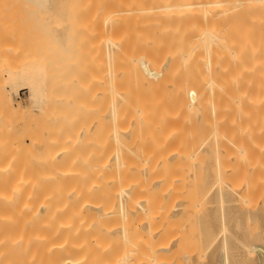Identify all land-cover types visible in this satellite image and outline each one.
Instances as JSON below:
<instances>
[{"label": "bare ground", "instance_id": "bare-ground-1", "mask_svg": "<svg viewBox=\"0 0 264 264\" xmlns=\"http://www.w3.org/2000/svg\"><path fill=\"white\" fill-rule=\"evenodd\" d=\"M20 2L23 7H16L17 0H0V15L5 17L3 21L10 20V28L12 18L7 20L6 15L15 8L19 15L21 8L27 10L32 4L38 7L39 14L45 8H59L54 11L56 17L46 9L51 16L44 13L48 19H39L41 30L49 18L52 17L47 25L55 18L53 27L63 19L61 10L71 18V23L62 20L67 23L65 26L59 21L61 27L70 25L74 30L76 26L77 30L86 26L83 34L79 30V34L75 33L80 39L90 33L86 38L91 42L80 41H88L91 46L86 42L87 47H77V43L71 47L75 43L67 41V36L77 39L75 42L79 37L68 28V50L60 45L58 33L52 35L54 39L49 35L51 40L43 38L42 44L46 39L51 43L56 39L54 46L59 43L56 46L66 51L60 50L65 58L70 51L71 57L75 58L77 52L88 58L86 52L89 54L91 47L89 58L94 63L90 60L93 66L89 63L86 71L94 75L100 65L101 74L94 75H98L95 79L89 76L93 79L90 84L99 85L89 84L93 89L90 93L84 81L86 85L80 86L84 89L80 91H87L83 94L90 98L96 94L86 103L96 101L92 104L104 108H92L97 114L94 116L90 112L94 106H87L91 124L85 123L88 132L84 134L82 130L83 135L80 132L81 137L78 136L86 141L91 136L86 148L85 140L84 144L79 141L78 134L71 137L80 127L76 131L72 127L73 132L67 127L72 126L73 119L77 123L81 118L79 99L75 106L78 118L64 125L67 130L63 133L54 129L60 132L59 140L53 138L56 125L50 123L62 118L57 116L64 105L60 110L55 106L49 110L52 105H45L51 117L45 112L41 116L46 120H42L43 110L39 109L36 117L44 122L35 120L40 124L32 121L25 125L28 119H22L31 112L22 103L14 104L3 82L5 72L22 69L21 56L26 51L23 54L21 45L16 46L18 37L14 34L22 36L23 28L13 33L16 27L9 30L8 22H4L7 27L0 22L1 32L4 27L12 31H6L8 35L0 32V264H264V0ZM55 12L61 19H56ZM3 34L10 35L7 41H3ZM26 40L23 41L27 44L32 41ZM49 41L45 44L49 45ZM36 43L35 46L39 41ZM70 43L73 44L69 46ZM51 45L48 48L52 51L55 48ZM77 48L87 49L79 53ZM51 51H47L51 67L46 63L53 73L61 65H54ZM17 56L18 64L14 60ZM81 56L76 59L77 64L73 59L75 66L64 59L62 63L71 69L62 65L58 70L61 74L65 71L63 75L55 71L60 80L71 73L74 80L63 79L68 83L59 84L53 73L55 85L63 87L58 91L66 90L62 92L65 95H71L72 87L77 92V65H87L81 63ZM61 59L57 58L58 63ZM52 64L57 67L52 68ZM82 68L78 71L80 81L81 77L86 80ZM45 83L46 87L49 81ZM54 83L48 84L50 90L44 87L45 93L60 87ZM48 93L45 100L48 102L50 97L52 102V94ZM56 95L53 97L58 99ZM85 98L88 101L89 97ZM100 98L103 102L97 103ZM74 105L69 113L64 111L69 115L71 107L75 111ZM62 113L61 116L66 115ZM50 118L52 122L47 120ZM58 124L56 127L65 129ZM60 134L64 135L63 140ZM75 143L83 145V149ZM74 149L88 153L76 150L72 155ZM192 224L197 232L192 230Z\"/></svg>", "mask_w": 264, "mask_h": 264}, {"label": "rangeland", "instance_id": "rangeland-1", "mask_svg": "<svg viewBox=\"0 0 264 264\" xmlns=\"http://www.w3.org/2000/svg\"><path fill=\"white\" fill-rule=\"evenodd\" d=\"M20 1L22 2V0H20ZM59 1H64V0H59ZM21 2H20V3H21ZM23 2H24V1H23ZM23 2H22V3H23ZM15 3H16V2H14V5H15ZM17 4H18V5H16V7H19V6H22V7H23L22 4H21V5L19 4V0H17ZM30 4H32V3L30 2ZM32 6L34 7L33 4H32ZM32 6H31V7H32ZM33 7H32V8L28 7L29 9H27V10H26V9H22V8L20 7V8H21L20 13L22 12L23 14L21 13V14H19V15H16V8H15L14 10L12 9V12L9 14V16H8V14L6 15V19H7V20L10 18V16H11V18H12V19L10 18V19L12 20V22H13V27H11V28L14 29V28L16 27L14 30H12L13 33H15V30H16L17 28H18L17 30L19 31V30H20L19 27H21V26H22L21 28L24 29V32H23V29H22V32H21V30H20V33H21L22 36H19V33L17 32V30H16V32H17L18 34L15 33L14 35H17V37H18V40H16L18 43L15 42V43H16V46L18 47L19 45H21V46H20V47H21L20 49L23 50V54H24V51H26V53H25L24 55L27 56V57H25V56H23V55H22V56L19 55V56L23 57V58L21 59V61H20V57H19V56H17V57H19V58H16V57L14 58L16 64H18V59H19L20 64H21L20 66H21L22 69L19 70V71H17V72H15V73H10V74H9V72H5V73H4V77H3L4 88H5V90H6L7 93H10V94H11V96H12V100H13V102H14L15 105H18V104H21V103H22V104H24V105L27 107V109L31 112V115H30V114H27V116H26L27 118L22 119V120H24V121H25L26 119H28V122L25 121V122H26L25 125H28V123H29V124H30V123L32 124V123H33L32 121H34V124H36V123H38V122L41 123V121L45 119L44 117H42V116H44V115H42V114H44V113L46 112V111H45L46 106L49 108V107L52 105L53 109H49V110H54V109H55L54 106L56 107V110H58V107L64 105V106H65V109H64V106H63V108H62L63 110H62V111H63V113L66 114V115H65V116H61V112H62V111H61V112L59 113V116H57V117H62V118H61V119H60V118H59V119H58V118H57V119H54V121H57V120H58V122H55V123H57V124L59 123L60 125H63V127H64V125H65V127H66L69 123H72V118H78V117H81L82 120L85 119V122L83 123L82 120H80V119H81V118H80V119H79V120H80V123H79V124H78V121H79V120H78L77 123H76V122H75L76 120L73 119V124H72V126L70 127V124L67 126L68 129H69L70 131L72 130V132H73L72 127L75 128V129H74L75 131H76V128L80 127L81 130H80V129H77L78 133H75V132H74L75 134H71V137H72V138H76V136L73 137V135H77V134H78L77 137H78V136L81 137V135H79V133H80L82 130H83V133H84V131H85V132H88V130L86 131V129H87L86 126H88V125L91 124V121H89V120L92 119V118H88V117H92V115H94V109H92V108L97 107L96 110H98V108H99L98 105H95V104H96V101H95V102H92V103H95L94 105H93L92 103H89V104H90V107H91V104L94 106V107H91V109H90V112H91V110L93 111V112H92V115L90 114V115H91V116H90L89 113L86 112V111H88V108H89V104L86 103V102H90V101H91L90 99L93 98L94 93H93L92 97L90 98V96H85V95L87 94V91H82V93H81V91H80L82 85H84V84L86 85V83H85L84 81L87 82L86 87L90 89V88L94 85V84H93V85L90 84V80H91V82H92V80L95 79V77L98 76V75H97V76H94V75L98 74V72L101 71V70H100L101 68H99L100 65H99V67L97 68V65H96V64L98 63L97 61H96L97 63L95 64L96 67H94V68H95V69L97 68V70H99V71H98L97 73L94 74V73H93L94 71H92V69H91V74H92V73L94 74V75H91V76H93V79H90L91 76L88 75L90 72H87V71H86V68H89V65H88V64L90 63V65H91L92 62L94 63L93 58H89V57H90V53H92V52H91L92 49H91V47H90V46H91V43H89L88 41H85L86 39L89 38V37H88V38H86V37H87L88 35L90 36V33H89V34L85 33L84 35H87V36H84V38H81V39H80V35H78V34H79V32H81V31L83 30V28L86 27V26H84L82 29L79 28V29H77V30H75V29H76V26H75V29L73 30V27H71V28H72V29H71V28H70V25H66V28H64L65 24H67V23L69 22L68 19H69V17H70V16L68 17L67 14H65V15L62 14V13L64 12V10H61V11H60V13L62 12L61 15L67 17V18H65V17L63 18V16H62V18H63L64 20L61 19V17L58 15L59 13L55 12V13H57L56 15L59 16V17L57 16L56 19L59 18V19H61V20H59V21H62V20L65 21V20H66L65 22H67V23H65V22L62 21V24L64 25L63 27H61L62 25H61V23H60L59 21H58L59 23H58V22H57V24L55 23V24H56L55 26H57V27L59 26V27H58V28H59V31L56 32V30H57L58 28H54L55 26L53 27V25H54L53 22H54V19H55V18L52 20L53 22H52V21L50 22V24H49L50 26L47 25V24L49 23V21L51 20L52 17H56L55 14H54V11H58L59 8L56 9V10H50L54 15L49 11V8H45V9H43V10H45V11H46V9H48V11H49L53 16H52L51 18H49L48 21H45V22H48V23H46V26L42 25L43 28H42V30H41V24H42V22H40V21H42V20H46V19H48V17H49V16H47V18H46V15H45V17H44L43 14H44V13H47V14H48L49 12H48V11H46V12L44 11V12H43L41 9H39V10L42 11V12L40 11V13H43V14H39L38 7H36V6L34 7V8L37 10L38 13L35 11V9H33ZM24 8H25V7H24ZM17 9H18V8H17ZM60 9H61V8H60ZM63 9H64V8H63ZM24 10H25V12H24ZM33 10H34V11H33ZM7 11H8V10H7ZM13 11H15V12L13 13ZM26 11H27V12H26ZM9 12H10V11H9ZM17 12H19V9L17 10ZM28 12H31L32 15L29 13V14L31 15V16H30V15L28 14ZM35 12H36L37 15L34 14ZM24 13H26L27 15L24 14ZM50 13H49L48 15H50ZM4 14H5V13H4ZM12 14H13V15H12ZM14 14H15V15H14ZM40 15H41V16H40ZM1 16H3V15H0V22H2V23L4 24V22L6 21V20L3 21V20L5 19V17H4V19H2ZM13 16H15V18H17V19L13 18ZM50 16H51V15H50ZM7 17H8V18H7ZM34 17H35V18H34ZM41 17L46 18V19H43V18L41 19ZM21 18H22V19H21ZM24 18H25L26 20H25ZM13 19H15L16 21H14ZM23 19H24V20H23ZM29 19H30V20H29ZM39 19H41V20L39 21ZM70 19H71V18H70ZM70 19H69V20H70ZM32 20H34V22H33ZM21 21H22V22H21ZM7 22H8V23H7ZM16 22H17V23L19 22V24H17ZM35 22H36V23H35ZM43 22H44V21H43ZM55 22H56V20H55ZM2 23H1V24H2ZM5 23H7V25L9 26V24H10L11 22H10V20H9V21H6ZM14 23H15V24H14ZM37 23H38V24H37ZM51 23H52V25H51ZM64 23H65V24H64ZM69 23H71V22H69ZM3 24H2V25H3ZM23 24H24V25H23ZM43 24H44V23H43ZM58 24H60V25H58ZM72 24L74 25V23H72ZM72 24H71V26H73ZM4 25H5V24H4ZM7 25H5V26L7 27ZM14 25H17V26H14ZM19 25H20V26H19ZM10 26H12V24H11ZM10 26L8 27L9 30L11 29ZM25 26H26V27H25ZM77 26H78V25H77ZM1 27H3V26H0V30L2 31V28H1ZM6 27H4V28L6 29ZM27 27L30 28L31 31H30V29H28ZM50 27H51V28H50ZM52 27H53L54 29H52ZM78 27H79V26H78ZM175 27H178V26L176 25ZM175 27H174V28H175ZM4 28H3V29H4ZM60 28H62V31L60 30ZM67 28H68V30H69L70 33L73 31V33H74L75 35H77V36H75V37H79V38H78V40H79L78 42H75V40H77V39L74 38L73 33H72L71 35L73 36L72 38H74L75 40H74V39H71V36H70V34L68 33ZM5 29H4L3 32H1V31H0V32H1V33H4V32L6 33V31H8L9 33H10V32L12 33V31H9L8 29L5 30ZM27 29H28L29 32L26 31ZM37 29H38V30H37ZM51 29H52V30H51ZM63 29H64L67 33L64 34V30H63ZM80 29H81V30H80ZM87 29H89V28H87ZM39 30H41V32H40ZM43 30H44V31H43ZM70 30H71V31H70ZM78 30H79V32H78ZM176 30H177V29L175 28L174 31H176ZM25 31H26L27 33H26ZM60 31H61V33H60ZM85 31H86V30H85ZM88 31H89V30H88ZM52 32H53V33H52ZM62 32H63V37L65 36V37H64L65 39H63V37H62V38L60 37V36L62 35ZM75 32H76V33L78 32V34H76ZM86 32H87V31H86ZM179 32H182V31L180 30ZM54 33H56V34L58 33L59 35L61 34L60 36L58 35L59 37H57V39L60 38V41H59V40H57V41L60 42V45H61V46L64 44V45L66 46V49H67V50H68L67 45H68V43L70 42V40H71V41H74L73 43H75V44L72 45L71 47L76 46V43L78 44L77 47H78V46H79V47L81 46V48H82V46H84V44H86L84 47H87V45L90 44V46H88V48L90 47V49H88V50H91V51H90L89 54H87L88 51L86 52V57H87V55H89L88 58H85V57H84L85 53H84V55H83V57H84V58H83V57L81 56L83 53L80 55V54H78L76 51H75V52H76L75 55H77V56H75V58H74V56L71 57V56H72V52H71V51H70L69 53L67 52V53L70 55V56H69V55L67 54L69 57H68L66 54H65V55L67 56V58L62 57V55H61V53H60L61 48L58 47V48H59V49H58L57 46H56L57 44L59 45V43L56 42L57 44L54 46V44H55L54 42H55L56 39L53 40V41H54L53 43H51V42L49 41V40H51L50 38L52 37V35L57 36V35L54 34ZM177 33H178V30H177ZM6 34L8 35V33H6ZM6 34H3V38L5 37L4 35H6ZM24 34H25L26 37L24 36ZM39 34H40L42 37H41ZM66 34H69V35L67 36V39H69V40H67V41H69V42H66ZM81 34H83V33L81 32ZM7 35H6V36H7ZM11 35H12V34H11ZM35 35H36V36H35ZM38 35L41 37V39H43V38H44V39H45V38H48V39H49V40H48V39H46V40H47V42L49 41V43H50L49 45L52 44L51 46L55 48V49L52 50L53 52L50 50V49H52V48L49 49V48H48L49 45H48V44H45V43H47L46 41H45L44 44H42L43 41H44V39L41 40V39L39 38ZM48 35L50 36V38L48 37ZM169 35H171V34H169ZM0 36H2V35L0 34ZM9 36H10V35H9ZM9 36H8V37H9ZM23 36H24V37H23ZM27 36L30 37L29 40H32V39H33L32 37L34 36V37H35L34 39H36V40H35V43L39 41L38 45L35 46V43H34V41H33L34 39H33L32 41H30V42L33 43V44L29 43V40L27 39ZM45 36H46V37H45ZM69 36H70V38H69ZM173 36H174V35H173ZM173 36H172V38H173ZM8 37H5V38H6V39L4 38L5 40H3V38H2V40H3V41H7V38H8ZM19 37H20V38H19ZM81 37H82V35H81ZM52 38H53V37H52ZM172 38H171V40H172ZM176 38H177V37H176ZM26 39L28 40V43H29V44H27V42H24ZM53 39H54V38H53ZM82 39H85V40H83L85 43H84L83 41H80V40H82ZM89 39H90V38H89ZM89 39H88V40H89ZM169 39H170V38H169ZM2 40H1V41H2ZM20 40H21V42H22L24 45L26 44L25 47L22 46V45H23L22 43L19 44V41H20ZM23 40H24V41H23ZM27 40H26V41H27ZM40 40H41V42H40ZM61 40H62L63 42H61ZM90 40H91V39H90ZM90 40H89V41H90ZM173 40H174V39H173ZM64 41H65V42H64ZM175 41H176V39H175ZM177 41H178L179 44L182 43L181 40L179 41V39H177ZM80 42H83V44H82V43L80 44ZM86 42H87L88 44H87ZM90 42H91V41H90ZM173 42H174V41H173ZM173 42H172V44H173ZM5 43H6V42H5ZM40 43H41V44H40ZM66 43H67V45H66ZM73 43H70L69 46H70L71 44H73ZM17 44H18V45H17ZM36 44H37V43H36ZM39 44H40V45H39ZM79 44H80V45H79ZM175 44H176V42H175ZM2 45H4V44L2 43ZM44 45H45V47H47L49 50H44V49H46V48L44 47ZM64 45H63V46H64ZM29 46H31L32 48L29 47ZM33 46H35V47H33ZM65 46H64V47H65ZM176 46H179V45L176 44ZM180 46H181V45H180ZM27 47L29 48L28 50H26ZM37 47H38V48H37ZM39 47H40V48H39ZM41 47H42V49H43V48H44V49L42 50ZM64 47H63V48H64ZM71 47H70L69 50H71ZM84 47H83V48H84ZM22 48H23V49H22ZM24 48H25V49H24ZM56 48H57V49H56ZM75 48H76V47H75ZM81 48H77V51H79V53H80V51H81V52H82V51L85 52V51H86L85 49H87V48H85V49H82V50H81ZM176 48H177V47H176ZM178 48H179V47H178ZM33 49H34V50H33ZM36 49H37V51H38V49H39V51H41V52H42V51H45L46 53H47V51H48V52L51 51L52 55H53V53H54L55 55H54V56L51 55L50 58H52L53 61H56V63H58V60H60L61 58H63V60L61 59V61H59L58 64H56V63L54 64V65H57V66H59V65H61V66L64 65L65 62H64V63H62V62L65 61L66 59H68L69 61L71 60V64H73L72 61H74V60L76 61V59H79L80 56L82 57V58L80 59L81 61L84 59V60H83L84 63H83V62H81V63H82V64H86V63H87L88 66H87V65H82V64L80 63L79 60H78V62H79V64H81L82 66H80V65H77V66H79V67H78V68H79V69H78L79 72H80V70H81V68H82L83 66L85 67V68H82V69H84L87 73H86L84 70H83L82 72H83V73L85 72L84 74H86V75H83L82 72H81V74H82V76H86V80L84 79L85 77H81V78H82L81 80H82L83 82L80 81V76H81V75H79L78 71H77V75L74 73V75H76L75 77H76V79H77L76 81L78 82L77 84L79 85V87L77 88V86L74 85L75 88H76L75 90H77V92H76V91H73V90H74V87H72L73 90L70 91L71 95H72V94L74 95V93H75L77 99L75 98V95H74V97H73V95L71 96V95H68V94H67V92H68L70 89L67 90V92H66L67 95H65V93H62V92H65L66 90H63V91L60 92V91H58L59 88L61 89V88H63V87H61L60 85H55V83L57 84V82H59V84H60L61 81L63 82L65 79H67L68 81H69V79L74 80L75 78L73 77L72 73L69 74L70 76L72 75V76H71L72 78H70V76L67 74V75H68V78H67V77L64 78V76H63L62 78H63L64 80H63V79L60 80L59 73H60V71H61V69H60L61 66H59V67L57 68V70H58V69L60 70V71L58 70V71H59L58 75H56V73L58 72L57 70H55L56 73H55V71H53V73L55 74V76H58V77H59V81H58V79H57L58 77H55L54 74H53L52 72H50V70H48V67H49L48 64H50L51 61L48 62L50 59L48 58L47 55H50V53H47V54L45 53V55H44V53H43V54H41V53L39 54V51L37 52ZM40 49H41V50H40ZM73 49H74V48H73ZM30 50H31V51H30ZM57 50H58L59 52H58ZM27 51H30V52L27 53ZM34 51H35L36 53H35ZM63 51H64V49L61 50L62 53H63ZM32 52H33V54H32ZM57 52L59 53L58 55H57ZM65 52H66V51H64V53H65ZM73 52H74V51H73ZM21 53H22V52H21ZM70 53H71V54H70ZM26 54H29V55H26ZM35 54H36V55L39 54V55H38V56H34ZM56 55H57V56H56ZM73 55H74V54H73ZM33 56H34V57H33ZM40 56H41V57H40ZM44 56H47V58H43ZM58 56H60L61 58H59ZM31 57H32V58H31ZM39 57H40V58H39ZM53 57H54V58H53ZM56 57L58 58V60H57ZM70 57H71V58H70ZM76 57H78V58H76ZM91 57H92V56H91ZM42 58H43V59H42ZM16 59H17V62H16ZM27 59H28V60H27ZM64 59H65V60H64ZM73 59H74V60H73ZM12 60H13V58H12ZM14 60H13V65H15ZM90 60H91L92 62H91ZM66 61H67V60H66ZM69 61H67V62L69 63ZM176 61H177V60H176ZM176 61H175V62H176ZM46 62H47L48 64H47ZM60 63H61V64H60ZM75 63L77 64V61H76ZM177 63H178V62H177ZM177 63H175V64H176L175 67L177 66ZM22 65H23V66H22ZM66 65L69 67L68 64H66ZM73 65L75 66V64H73ZM101 65H102V64H101ZM17 66H18V65H17ZM57 66H56V67H57ZM64 66H65V65H64ZM70 66H71V65H70ZM74 66H72V68H73ZM77 66L74 67V68H77ZM91 66H93V65H91ZM102 66H103V65H102ZM50 67H51V64H50ZM56 67H55V68H56ZM65 67H66V66H65ZM65 67H64V68H65ZM68 67H66V68H68ZM52 68H54V67H53V64H52ZM55 68H54V69H55ZM62 68H63V67H62ZM74 68H73V69H74ZM91 68H92V67H91ZM49 69H50V68H49ZM54 69H52V70H54ZM69 69H71V68L69 67ZM95 69H93V70H95ZM52 70H51V71H52ZM62 70H63V69H62ZM67 70H68V69H66V71H67ZM75 70H76V69H75ZM87 70H88V69H87ZM97 70H95V71H97ZM175 70H176V69H175ZM70 71H71V70H70ZM72 72H74V70H72ZM75 72H76V71H75ZM62 73H63V72H62ZM64 73H65V71H64ZM64 73H63V74H64ZM69 73H70V72H69ZM99 73H100V72H99ZM63 74L60 73V75H63ZM100 74H101V73H100ZM176 74H177V71H176ZM1 75H2V74H1ZM11 75H12V76H11ZM67 75L65 74V76H67ZM180 75H181V74H180ZM183 75H184V74H183ZM51 76H52V77H51ZM78 76H79V77H78ZM89 76H90V77H89ZM176 76H177V75H176ZM53 77H55V79H56L57 82L54 83L55 79H54ZM87 77H88L89 79H88ZM34 78H35V79H34ZM49 78H50V79H49ZM51 78H53V80H52ZM177 78H178V82H179V81H180V80H179V77H177ZM45 79H48V80L45 81ZM88 80H89V81H88ZM31 81H32V82H31ZM48 81H49V83H50V86L53 85V83H54V86H60V87H58L57 90L51 89V91H48L49 93L47 92V93H48V96H50V94H52V102H50V100H51L50 97H47V99H48V98L50 99V100L48 99V102H49V103L47 102V100H45V99H46V96H47V93H45L46 90H44L46 87H48V84H49V83H48L47 86L45 87V85H46L45 82H48ZM68 81H66V82L64 81L63 83H64V84H67ZM33 82H34V83H33ZM52 82H53V83H52ZM69 82H70V81H69ZM79 82H80V83H79ZM96 82H97V81H96ZM63 83H62V85H63ZM75 83H76V82H74V84H75ZM81 83H82V84H81ZM93 83H94V82H93ZM71 84H72V82H71ZM89 84H90V86H91V85H92V86H91V87H88ZM97 84L99 85L98 82H97ZM97 84H96V85H97ZM100 84H101V83H100ZM177 84H178V83H177ZM85 85H84V86H85ZM96 85H94V87H95ZM101 85H102V84H101ZM101 85H100V86H101ZM54 86H52V88H53ZM80 86H81V87H80ZM100 86H99V87H100ZM44 87H45V88H44ZM69 87H70V86H69ZM94 87H93V88H94ZM54 88H55V87H54ZM64 88H67V87H64ZM70 88H71V87H70ZM82 88H84V87H82ZM87 88H86V89H87ZM48 89H49V87H48ZM55 89H56V88H55ZM67 89H68V88H67ZM86 89H85V90H86ZM89 89H88V90H89ZM94 89H97V88H94ZM100 89H102V88H99L98 90H100ZM49 90H50V89H49ZM81 90H84V89H81ZM92 90H93V89H92ZM92 90H91V89L89 90V91H91L90 93L93 92ZM57 91H58L60 94H59ZM72 91H73V92H72ZM78 91H80V92H78ZM89 91H88V92H89ZM94 91H96V90H94ZM84 92H85V95L83 94ZM96 92H97V91H96ZM56 93H57L58 95H56ZM76 93H78V94L80 93V94L78 95V94H76ZM39 94H40V95H39ZM54 94L56 95V97L59 96V97H58L59 100L62 99V98L64 97L63 100H65L66 102L63 101V100H60V101H59L57 98L53 97V96H55ZM61 94H62V95H61ZM88 95H89V94H88ZM65 96H66V97H65ZM78 96H79V97H82V98H79ZM83 96H85V97H89V98H88V101L86 100L87 98H85V97H83ZM95 96H96V94H95ZM95 96H94V97H95ZM103 96H104V95H103ZM69 97H70V99H69ZM95 98H96V97H95ZM101 98H102V97H101ZM101 98H100V101H98L97 103H99V102H103V101H101L103 98H102V99H101ZM55 99H57L56 101L62 102V104L58 102L59 105L57 106V102L55 101ZM67 99H68V100H67ZM71 99L74 100V102H75V103H72V104H75L74 107L77 106L76 103H77L78 99H79L78 103H79L80 105H84L83 108H82V106L78 105V108H80V110L78 111V112H80L79 114H78V112L76 111V109H78V108H76V107L74 108V110H75L76 112H75V111L72 112V107H71V109H70V114H69V115L66 113V111H64V110H67V112H68L70 106L72 105V104L69 102V101L72 102ZM83 99H84V100H83ZM106 99H107V97L104 98V100L107 102ZM40 100H41V101H40ZM80 100L82 101V103H84V101H85L86 104H82ZM92 100H93V99H92ZM45 101H46L48 104L45 103ZM64 102L66 103L67 106H68L69 103H70L71 105L69 104V106H68V108H67V106L65 105ZM54 103H55V105H53ZM63 103H64V104H63ZM43 104H44V105H43ZM105 104H106V103H105ZM45 105H46V106H45ZM101 105H103V104H101ZM101 105H100V106H101ZM42 106H43V107H42ZM87 106H88V108H87ZM66 108H67V109H66ZM84 108H85V109H84ZM86 108H87V109H86ZM100 108H101V109L104 108V105H103V107L101 106ZM100 108H99V109H100ZM176 108H177V107H176ZM39 109H40V112L43 110L42 113L40 114L41 119H42V118H43V119L40 120V121H39L38 116L36 117L37 112H38L37 115H39ZM60 109H61V107L59 108V110H60ZM28 110H26L27 113H29ZM96 110H95V111H96ZM47 112H49V111H47ZM47 112H46V114H47ZM52 112L54 113V111H52ZM52 112H51V113H52ZM88 112H89V111H88ZM32 113H34L35 116H33L34 114H32ZM53 113H52V117L54 118L55 116L53 115ZM55 113H56V112H55ZM55 113H54V114H55ZM57 113H58V112H57ZM63 113H62V115H64ZM68 113H69V112H68ZM76 113H77L79 116H78ZM71 114H73L74 117H71V116H72ZM25 115H26V113H25ZM41 115H42V116H41ZM55 115H56V114H55ZM70 115H71V116H70ZM76 115H77L78 117H77ZM96 115H97V114L95 113L94 116H96ZM45 116H46V115H45ZM47 116H50V117H51L50 112H49V114H47ZM47 116H46V117H47ZM69 116H70V118H69ZM75 116H76V117H75ZM94 116H93V120H95V119H94ZM63 117L66 118V119H63ZM67 117H68L69 119H68ZM22 118H23V117H22ZM36 118H37V119H36ZM47 118H48V117H47ZM87 118H88V120H86ZM50 119H51V120H50ZM50 119H47V120H49V122H52L53 119H52V118H50ZM62 119H63V120H62ZM18 120H19V119H18ZM20 120H21V119H20ZM20 120H19V121H20ZM35 120H38V122H37V121L35 122ZM45 120H46V119H45ZM45 120H44V121H45ZM59 120H62L63 122L61 121V123H60ZM65 120H69L70 122L68 121V123H67V122L64 123ZM29 121H30V122H29ZM44 121H42V122H44ZM83 121H84V120H83ZM21 122H22V121H21ZM49 122L46 121L45 124H48ZM74 122L76 123V125H74V124H75ZM22 123H23V122H22ZM40 123H38V125H39ZM55 123H50V125H51V124H54V126H55V125L57 126V124H55ZM62 123H64V124H62ZM66 123H67V124H66ZM85 123H87L88 125L85 124ZM92 123H93V121H92ZM59 124H58V125H59ZM82 124H83V125H82ZM41 125H42V124H41ZM48 125H49V124H48ZM79 125H82V126H79ZM85 125H86V126H85ZM32 126H33V125H32ZM34 126H35V125H34ZM54 126H53V127H54ZM56 126H55V127H56ZM74 126H77V127H74ZM83 126H84V127H83ZM43 127H47V125H44ZM49 127H50V126H49ZM49 127H48V128H49ZM53 127L51 126V128H53ZM55 127L52 129L53 132H55L54 129H57V128L59 129L58 131H60V132H62V133H63L62 130H67V128H65V127H64L65 129H62V126H59V127H56V128H55ZM69 127H70L71 129H70ZM81 127H82V128H81ZM85 127H86V128H85ZM51 128H49L50 131H49V129H47V131L52 132V131H51ZM45 129H46V128H45ZM60 132H57V131H56V132L54 133V135H53V133H52L51 135H53V138H56L57 135H59L58 133H60ZM89 132H90V130H89ZM56 133H57V134H56ZM55 134H56V135H55ZM81 134H82V132H81ZM84 134H86V133H84ZM60 135H61V139L63 140L64 135H63V136H62V134H60ZM82 135H83V134H82ZM87 135H88V137L90 136L89 133H88ZM87 135H86V136H87ZM79 137H78V138H79ZM90 137H91V136H90ZM90 137H89V138H86V139L89 140ZM58 138H60V136H58L56 139H58ZM82 138H83V136H82ZM61 139H60V141H61ZM58 140H59V139H58ZM80 140H81V138H79V141H80ZM82 140H83V139H82ZM82 140H81V141H82ZM84 140H85V138H84ZM84 140H83V141H84ZM88 140H87V141H88ZM83 141H82V143H83ZM87 141L85 140L86 145L84 144L85 142L83 143L85 147L82 145L84 148H86V147H87V144H89V142L87 143ZM62 142H63V141H62ZM72 143H73V142H71L72 147H73V148H76V147H75L76 145L73 146L74 143H73V144H72ZM78 143H79V142H78ZM78 143H75V144H78ZM80 143H81V142H80ZM90 144H91V143H90ZM71 145H70V146H71ZM78 145H79V147H78ZM78 145H77V148L80 149V147H81V148L83 149V147L81 146V144H78ZM68 146H69V144H68ZM93 146H94V145L92 144L91 147H93ZM72 147H69V149L72 148ZM82 149H81V150H82ZM88 149H89V150H88ZM88 149H87V150L90 151V148H88ZM91 149H92V148H91ZM70 150H71V152H72L73 149H70ZM76 150H77V149H74L73 153H71V154H72V155H75L76 152L78 151V150H77V151H76ZM81 150L78 151L80 154H84L83 151H84V152L86 151L85 149L82 150V151H81ZM80 151H81L82 153H81ZM88 151H86L85 154H87ZM74 153H75V154H74ZM190 223H191V222H189V224H190ZM192 225H193V224H192ZM193 229L196 230V229H198V228L195 227V226L193 225L192 230H193ZM197 231H198V230H196V232H197ZM193 232H194V231H193ZM194 234H195V232H194ZM196 234H197V233H196ZM194 236H195V235H194ZM196 237H197V236H196ZM196 239H198V238H196ZM197 243H198V242H197ZM195 246L198 247L199 245L197 244V245H195Z\"/></svg>", "mask_w": 264, "mask_h": 264}]
</instances>
